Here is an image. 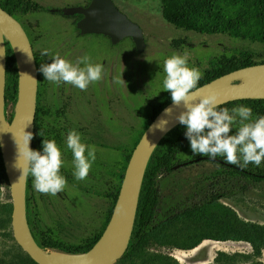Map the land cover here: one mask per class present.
Masks as SVG:
<instances>
[{"label": "trees", "instance_id": "trees-1", "mask_svg": "<svg viewBox=\"0 0 264 264\" xmlns=\"http://www.w3.org/2000/svg\"><path fill=\"white\" fill-rule=\"evenodd\" d=\"M24 1L0 0V7L14 17H18L22 12L35 11L31 4ZM161 12L169 24L181 30L205 35H228L231 38L264 45V0H161ZM258 58L257 54L251 52L241 53L235 57H221L214 61L209 70L205 72L199 81V87L239 69L264 64V60L258 61ZM42 81L43 79L39 76L38 106L33 141L34 150L41 152L43 151L44 138L55 140L60 149L64 146V143L59 140L62 134L60 127L47 126L41 122L46 109L44 106L40 107ZM18 86L19 75L16 59L10 44L7 43L6 110L8 102L17 103ZM170 103H172L171 94L167 96L163 105L153 110L145 130L132 139L125 150L124 161L119 167V171L115 172L114 183L109 184L106 193L103 194V197L110 201L105 219L99 229L81 241L62 246L60 237L52 229L40 225L37 220L39 215L36 207L38 194L33 188L32 177L29 175L28 220L33 235L42 248L68 254H83L92 249L111 219L133 151L153 120ZM241 105L251 107L254 117L264 116V100H241L221 107L231 110ZM9 122L11 123V120ZM185 132L186 128L179 125L156 148L144 177L131 242L126 254L118 264H178L177 261L169 257L151 254L146 248L150 239L166 232L167 230L163 231L165 226L169 228L171 224H174L173 227H175L178 220L183 224V232L179 235H181V242H184L186 249H195L207 239L246 241L253 246V255L220 253L215 264H261L256 260L261 256V249H264V227L243 222L234 211L222 207L223 205H220L219 202L247 194L263 184L264 161L259 167L249 164L247 168H240L227 164L223 157H217L216 159L219 160L217 162L210 160L209 157L194 156ZM208 164L211 165L210 168L197 175L193 186L183 188L185 193L192 190L193 194L190 193L189 196V194L181 192L176 197L164 200L161 194L163 185L175 186L176 184L177 187H181L180 181H175L178 179L179 171ZM69 177V174L66 175V178ZM187 182H191V180L189 179ZM4 184L9 185V179L0 147V187ZM194 194L201 197L199 201L185 207L182 206L188 203L184 201L186 198L194 199ZM181 202L184 203L181 204ZM166 206L172 213L168 218L162 214ZM178 206L184 207L180 213L177 212L180 208ZM12 211L11 207L6 211L7 216L4 222L7 226L11 223ZM157 233L159 235H156ZM27 261L30 264H37L28 255Z\"/></svg>", "mask_w": 264, "mask_h": 264}, {"label": "rangeland", "instance_id": "rangeland-1", "mask_svg": "<svg viewBox=\"0 0 264 264\" xmlns=\"http://www.w3.org/2000/svg\"><path fill=\"white\" fill-rule=\"evenodd\" d=\"M115 2L130 20L143 29L146 48L140 53L133 46L132 41H129L127 89H120L119 93L107 97L104 92L101 93L100 89L103 85H99V81L98 85L91 84V88L81 94L82 106L88 108V104L91 103L97 109L96 133L90 142L82 141L89 146H94L96 152V160L88 178L83 181L75 179L73 155L72 152L66 153L67 146H64L61 151L65 164L61 174L65 178L68 174L70 176L66 178L65 190L56 196L36 193L38 194L36 207L39 215L37 220L40 225L52 229L60 237L62 246L79 242L101 227L110 207V201L106 200L103 194L106 193L109 184L114 183V175L124 161L125 150L132 139L145 130L153 110L163 105L170 94L163 87L165 59L173 54L187 53L188 66L198 68L203 75L214 61L224 56L235 57L241 53L251 52L259 56L258 61L264 60L263 44L231 38L228 35H205L174 27L162 16L161 0H115ZM43 26L51 32L57 30V27H52V24ZM38 32L44 41L47 34L42 28ZM93 85L98 89H93ZM55 87H57L56 84ZM52 95L59 97L60 94L55 89ZM40 105L45 107L44 99L40 101ZM16 108V104L8 102V122L14 120ZM82 127L86 129V126ZM210 166L208 164L179 171L178 179L175 181L179 180L181 187H177L176 184L175 186L163 185L161 194L164 200L176 197L181 192L189 196L190 193L193 194L192 190L185 193L183 188L193 186L197 175L209 169ZM189 179L191 182H187ZM198 196L194 194V199L186 198L184 201L188 203L182 206L198 202L201 198ZM219 203L223 205L222 207L234 211L243 222L264 227V183L247 194L220 200ZM182 206H178L180 207L178 213L183 211ZM10 207L13 210L11 187L4 184L0 187V264L25 262L30 264L27 261L28 254L14 237L12 213L10 225L7 226L4 222L7 216L6 211ZM163 210L164 217L168 218L172 214L167 206ZM173 225H170V230L165 226L163 231L167 230L166 232L159 235L158 231L156 235L159 236L147 242L148 252L169 257L178 264H215L220 253L254 254L250 243L234 240L207 239L195 249H186L179 235L184 229L182 221L178 220L175 227ZM256 261L264 264V260ZM118 263L119 261L116 264Z\"/></svg>", "mask_w": 264, "mask_h": 264}, {"label": "water", "instance_id": "water-1", "mask_svg": "<svg viewBox=\"0 0 264 264\" xmlns=\"http://www.w3.org/2000/svg\"><path fill=\"white\" fill-rule=\"evenodd\" d=\"M81 12L85 14V19L79 23L83 33L104 34L111 37L114 43L131 38L138 52L145 51L146 39L143 29L122 13L113 0H93L90 7ZM7 43L14 53L19 75L17 108L11 123L8 122L6 110ZM22 50L34 55L31 41L22 24L0 7V67L3 69L0 71V145L13 198L14 237L19 246L37 264H116L124 257L131 242L144 177L150 160L161 141L181 125L176 117L184 111L183 105L178 107L172 103L167 105L141 137L127 166L111 219L97 243L83 254L60 251L76 259L69 263L57 262L49 254L52 249L42 248L33 235L27 213L29 175L20 179L22 171L16 167L17 147L14 136L19 138L25 127L26 132L35 134L39 91L36 59L28 62L27 54ZM245 77H250L251 81L243 82ZM200 88L201 95H216L223 101L221 106L241 100H264V64L239 69ZM166 108H172L171 115L164 112ZM161 121L168 122L165 131L156 127ZM7 126L15 127L11 142H7ZM160 126L163 127V123ZM33 141L34 139L30 142L32 149Z\"/></svg>", "mask_w": 264, "mask_h": 264}, {"label": "clouds", "instance_id": "clouds-1", "mask_svg": "<svg viewBox=\"0 0 264 264\" xmlns=\"http://www.w3.org/2000/svg\"><path fill=\"white\" fill-rule=\"evenodd\" d=\"M22 51L27 54L28 62L35 58L31 52ZM41 55H50V52L44 49ZM90 59L84 56L73 64L57 54L52 57V63H43L38 70L50 83H67L86 91L91 84L101 81L104 73L103 66L91 63ZM0 71H3L2 67ZM163 72V87L171 94L172 104L175 107L183 105L184 111L176 120L186 128L185 136L194 156L213 160L223 157L227 164L240 168H247L249 164L261 166L264 161V116L254 117L252 108L243 105L230 110L221 107L223 101L216 95H201L199 81L203 74L198 68L188 66L187 53L173 54L165 59ZM115 82L125 83L120 79ZM164 112L171 115L172 108H166ZM167 123L161 121L156 127L165 131ZM25 128L19 138L14 136L16 167L22 171L20 179L30 175L34 190L56 196L67 186V179L61 174L65 164L62 151L55 140L45 138L42 142L43 151L33 150L30 142L34 134L26 132ZM66 146L73 155L75 179H87L96 160L95 147L82 142V134L74 129L67 134ZM257 259L264 260V249H261V256Z\"/></svg>", "mask_w": 264, "mask_h": 264}, {"label": "flooded vegetation", "instance_id": "flooded-vegetation-1", "mask_svg": "<svg viewBox=\"0 0 264 264\" xmlns=\"http://www.w3.org/2000/svg\"><path fill=\"white\" fill-rule=\"evenodd\" d=\"M24 2L31 4L35 11L22 12L15 18L22 24L31 41L38 69L43 63H52V57L57 54L73 64L79 58L89 56L91 63L100 64L104 69L103 78L99 82V85H103L100 89L101 93L104 92L105 96L109 97L111 94L119 93L120 89H127L129 41L131 40L136 48L135 43L131 38H124L114 43L111 37L104 34L83 33L79 23L85 19V14L81 10L88 9L93 0H25ZM113 2L122 13L127 15L115 0ZM45 24H52L57 30L52 32L46 30L43 26ZM41 28L47 34L44 41L38 32ZM44 49H48L50 55L42 56L41 52ZM38 73L43 79L42 99L45 100L46 107L41 122L47 126L60 127L62 134L59 140L64 146L68 132L73 129L82 134V141L90 142L96 133V106L91 103L88 104V108L82 106L81 94L84 91L67 83L56 84L55 87V83L46 81L39 70ZM116 79L124 80L125 83H116ZM94 84L98 85L97 82ZM92 88L98 89L94 85ZM55 89L60 94L59 97L52 95ZM82 126H86V129ZM65 151L71 153L69 149Z\"/></svg>", "mask_w": 264, "mask_h": 264}, {"label": "bare ground", "instance_id": "bare-ground-1", "mask_svg": "<svg viewBox=\"0 0 264 264\" xmlns=\"http://www.w3.org/2000/svg\"><path fill=\"white\" fill-rule=\"evenodd\" d=\"M251 81L250 77H245L243 82H249ZM15 134V127L14 126H7V142H11L13 139V136ZM49 254H51L53 260L60 262V263H69L76 259V257L67 255L64 253H61L60 251L57 250H50Z\"/></svg>", "mask_w": 264, "mask_h": 264}]
</instances>
